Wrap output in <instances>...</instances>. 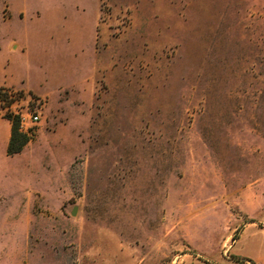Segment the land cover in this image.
<instances>
[{"label": "rangeland", "instance_id": "rangeland-1", "mask_svg": "<svg viewBox=\"0 0 264 264\" xmlns=\"http://www.w3.org/2000/svg\"><path fill=\"white\" fill-rule=\"evenodd\" d=\"M8 88L0 264H264V0H0Z\"/></svg>", "mask_w": 264, "mask_h": 264}, {"label": "built area", "instance_id": "built-area-1", "mask_svg": "<svg viewBox=\"0 0 264 264\" xmlns=\"http://www.w3.org/2000/svg\"><path fill=\"white\" fill-rule=\"evenodd\" d=\"M0 96V111L12 121L16 120L18 132L28 136L40 121V112L44 103L33 100L27 93L15 89H4Z\"/></svg>", "mask_w": 264, "mask_h": 264}, {"label": "trees", "instance_id": "trees-1", "mask_svg": "<svg viewBox=\"0 0 264 264\" xmlns=\"http://www.w3.org/2000/svg\"><path fill=\"white\" fill-rule=\"evenodd\" d=\"M27 143V136L18 132L17 121L14 120L10 125V135L8 139L6 153L14 155L19 153Z\"/></svg>", "mask_w": 264, "mask_h": 264}, {"label": "water", "instance_id": "water-1", "mask_svg": "<svg viewBox=\"0 0 264 264\" xmlns=\"http://www.w3.org/2000/svg\"><path fill=\"white\" fill-rule=\"evenodd\" d=\"M71 215H75V209H73V211L71 212Z\"/></svg>", "mask_w": 264, "mask_h": 264}]
</instances>
